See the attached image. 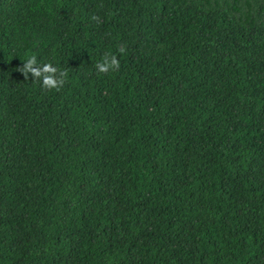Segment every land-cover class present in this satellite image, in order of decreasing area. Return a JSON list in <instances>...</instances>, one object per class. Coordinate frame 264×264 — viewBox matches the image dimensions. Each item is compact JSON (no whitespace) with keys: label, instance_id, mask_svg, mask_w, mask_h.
Here are the masks:
<instances>
[{"label":"trees","instance_id":"16d2710c","mask_svg":"<svg viewBox=\"0 0 264 264\" xmlns=\"http://www.w3.org/2000/svg\"><path fill=\"white\" fill-rule=\"evenodd\" d=\"M0 264H264V0H0Z\"/></svg>","mask_w":264,"mask_h":264},{"label":"clouds","instance_id":"9594fccd","mask_svg":"<svg viewBox=\"0 0 264 264\" xmlns=\"http://www.w3.org/2000/svg\"><path fill=\"white\" fill-rule=\"evenodd\" d=\"M91 19L97 24L101 23V19L98 15H92ZM118 51L124 53L125 48L119 47ZM23 61H25L23 66L18 67L16 71L22 73L25 79L31 74L35 78V81H41L42 87L49 91L53 89L58 91L64 86L68 76L67 70L59 69L51 62L40 64L37 61L36 55H32L30 58ZM95 68L99 74H108L120 68V61L115 54L106 53L102 60L95 64Z\"/></svg>","mask_w":264,"mask_h":264}]
</instances>
